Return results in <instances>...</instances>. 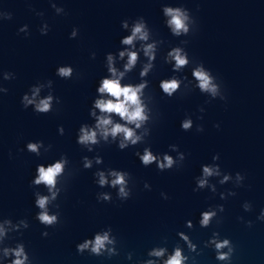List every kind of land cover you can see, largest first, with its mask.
I'll use <instances>...</instances> for the list:
<instances>
[{"label":"water","instance_id":"water-1","mask_svg":"<svg viewBox=\"0 0 264 264\" xmlns=\"http://www.w3.org/2000/svg\"><path fill=\"white\" fill-rule=\"evenodd\" d=\"M65 14H56L49 0H0V9L10 11L11 19L0 20V72L10 70L16 78L3 81L7 93L0 94V218L13 221L26 217L29 227L23 235H9L22 239L33 264H133L125 258L129 251L133 261L147 258V250L155 245L184 242L177 235L186 232L197 244L196 252L184 251L195 257L196 264H224L215 259L211 247L203 241L213 230L221 237L228 236L235 246L231 264H264V221L256 219L264 207V0H56ZM183 3L196 19V30L187 36H173L163 23L160 5ZM31 5V7L29 6ZM34 10L44 12L37 16ZM143 15L154 38H162L154 68L146 77L150 83L146 94L153 97L154 120L149 122L151 133L144 143L120 150L113 144L94 146L88 152L75 141L76 129L82 122L91 123L88 108L95 95V86L106 74L104 58L108 51L121 47L119 39L126 32L120 21ZM46 20L50 29L46 35L39 26ZM131 22V20H130ZM28 24L30 35L18 32ZM78 36L69 38L72 27ZM188 41L184 47L194 61H203L222 84L227 99H209L198 89H181L168 97L159 89V80L171 75V66L162 60L167 49ZM95 51V58L90 53ZM141 59L144 57L141 55ZM59 64H71L73 76L64 79L55 74ZM139 63L127 74V79H139ZM190 67L184 72L190 78ZM53 80L54 94L61 103L48 113H36L31 106L24 108L21 95L38 80ZM44 89L42 94L46 93ZM199 106L205 111L199 112ZM193 118V127L180 128L185 115ZM202 116L203 119H197ZM219 124V128L215 127ZM64 126V134L57 125ZM203 131L197 132L196 125ZM43 140L51 144L41 155L24 148L28 140ZM150 144L154 152L170 151L175 143L185 152L180 167L160 171L155 164L143 166L134 155L136 149ZM103 157L101 165L84 169L83 155ZM68 156L61 182L64 190L57 201L60 205L59 222L49 226L48 236H42L45 226L34 216L35 186L29 185L37 163L50 162L60 153ZM214 153L220 154L217 163L224 171L245 175L243 184L234 187L231 181L217 184L213 194L207 188L193 191L194 177L202 163L211 162ZM175 156V153L172 152ZM96 167H115L130 172L132 193L120 201L115 189L100 188L93 180ZM151 189L143 187L144 181ZM210 180L215 183L217 178ZM43 190V186H39ZM234 188L235 196L220 199L219 192ZM99 191L112 192L111 201H97ZM168 194V199L160 192ZM247 200L250 211L242 208ZM223 204L207 227L198 223L199 214L208 205ZM56 211L55 208H52ZM243 217V220L238 219ZM191 219L193 227L185 221ZM252 220L251 226L245 221ZM111 225L117 237L119 254L110 259L104 256L78 253L77 242L95 231ZM166 238V239H165ZM13 240L7 241L12 243ZM188 264H191V259Z\"/></svg>","mask_w":264,"mask_h":264},{"label":"clouds","instance_id":"clouds-1","mask_svg":"<svg viewBox=\"0 0 264 264\" xmlns=\"http://www.w3.org/2000/svg\"><path fill=\"white\" fill-rule=\"evenodd\" d=\"M50 6L55 10L56 14H65V8L62 4H57L56 0H49ZM31 7V5H29ZM163 23L169 32L176 37L187 36L190 32L196 30V19L192 15L190 9L183 3H162L160 5ZM37 16H43L44 12L34 10ZM12 13L0 9V20L11 19ZM131 20V22H130ZM121 28L126 34L121 35L119 44L115 52L108 51L105 53L104 65L106 74L101 75L96 82L95 95L91 99L88 108V115L91 123L82 122L76 129L75 141L88 152H94V146H98L101 142L105 144H115L120 150H124L130 146H135L145 142V138L151 133L149 122L154 120L153 107L151 106L153 97L146 94L145 89L148 88L150 81L146 78L155 66L157 54L160 51V45L164 43L163 39L154 38L152 29L149 27L147 20L143 15L135 18H125L120 21ZM28 24L19 27L18 32H23L25 36L30 35ZM50 29V25L46 20L42 21L39 26V32L46 35ZM79 29L72 27L69 38L78 36ZM188 43L187 40L181 39L176 45L167 49L163 54L164 63L171 66V75L163 77L159 80V89L162 94L172 97L176 94L181 86L185 89H198L201 93L207 95L209 99L219 97L226 100L227 97L222 90L221 81L213 74L212 70L205 66L203 61H194L190 58L188 50L184 47ZM141 55L144 59H141ZM90 56L95 58L96 53L92 51ZM140 65L136 82L127 79V74L133 71L137 65ZM190 67V78L184 72L186 67ZM74 68L71 64H59L55 68V74L61 78L69 79L73 76ZM16 78V73L10 70L0 72V94L7 93L8 88L3 81ZM47 92L42 94L43 90ZM20 103L24 108L31 106L32 111L36 113H48L52 111L53 105L60 104L61 98L54 94L53 80H38L29 86L20 97ZM205 108L199 106V112L203 113ZM197 119H203L198 116ZM193 118L191 115H185L180 120V128L187 131L193 127ZM217 123L215 127L219 128ZM59 134H64V126L57 125ZM196 131H203V125L197 124ZM52 147L51 144H45L43 140H28L24 148L37 156L41 155V149L47 152ZM170 151L154 152L150 144H144L143 149H136L134 155L139 159L140 163L147 167L155 164V167L164 171L174 166L180 167L185 160V152L179 150V146L175 143L168 145ZM174 152L175 156L171 153ZM220 159L219 153H214L211 162L202 163L200 172L194 177L195 186L193 191L207 188L215 194L217 192V184L224 185L231 181L234 187L243 184L245 175L236 171L235 174L224 171L217 161ZM81 166L84 169H91L95 165L103 163V157L98 153L92 156L83 155L81 157ZM68 156L60 153L59 158L50 162L37 163L34 174L29 180L30 186H35L33 191V204L37 211L34 218L44 225L42 236H48L47 228L59 222L60 205L54 203L57 201L59 194L64 190L61 178L64 176L65 168L68 165ZM93 182L100 188L105 186L115 189L116 197L120 201L127 200L132 193L129 186L131 174L129 171L115 167H96L92 172ZM216 177L213 183L210 178ZM43 186V190L39 186ZM143 187L151 189V184L145 180ZM161 197L168 199V194L164 191L160 192ZM234 188L226 191H220V199L226 200L230 196H235ZM97 201H111L112 192L99 191L96 193ZM245 211H250L252 204L245 200L242 203ZM55 208L56 211H53ZM224 211L223 204L208 205L204 210L200 211L198 223L201 227H207L218 212ZM243 220V217H238ZM259 221H264V207H261L256 217ZM245 223L251 226L253 221L246 220ZM188 228L193 227V221L188 219L185 221ZM29 227V221L26 217L18 218L13 221L10 217L0 218V264H33V259L26 250L25 242L13 240L10 233L17 236L23 235V229ZM180 240L184 242L189 252L197 251V244L193 242L190 236L184 231L177 232ZM166 239V238H165ZM13 240L12 243L7 241ZM205 247H211L215 252V259L231 264L235 246L228 236L221 237L220 233L213 230L211 236L203 241ZM117 237L113 233L111 225H107L91 236H86L76 243L75 248L78 253L87 252L90 255L104 256L111 258L119 254L117 248ZM184 246L179 241L169 250L166 244L155 245L147 250L144 259L133 261V253L131 251L125 254L128 261L133 264H196L195 257H189L184 251Z\"/></svg>","mask_w":264,"mask_h":264}]
</instances>
